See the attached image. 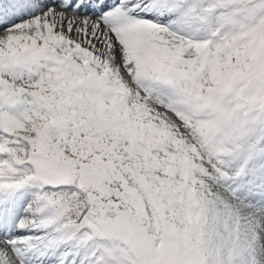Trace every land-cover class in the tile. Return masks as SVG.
<instances>
[{
  "label": "snow or ice",
  "instance_id": "snow-or-ice-1",
  "mask_svg": "<svg viewBox=\"0 0 264 264\" xmlns=\"http://www.w3.org/2000/svg\"><path fill=\"white\" fill-rule=\"evenodd\" d=\"M0 264H264V0H0Z\"/></svg>",
  "mask_w": 264,
  "mask_h": 264
}]
</instances>
